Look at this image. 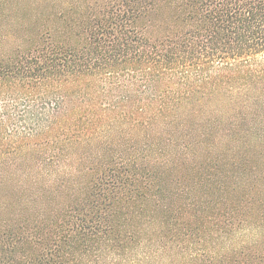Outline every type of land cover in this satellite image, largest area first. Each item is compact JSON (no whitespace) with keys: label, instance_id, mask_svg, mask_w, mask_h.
<instances>
[{"label":"trees","instance_id":"1","mask_svg":"<svg viewBox=\"0 0 264 264\" xmlns=\"http://www.w3.org/2000/svg\"><path fill=\"white\" fill-rule=\"evenodd\" d=\"M60 3L0 0V264H264V0Z\"/></svg>","mask_w":264,"mask_h":264},{"label":"rangeland","instance_id":"2","mask_svg":"<svg viewBox=\"0 0 264 264\" xmlns=\"http://www.w3.org/2000/svg\"><path fill=\"white\" fill-rule=\"evenodd\" d=\"M2 1L7 6H10V7L12 6V8H14V10L17 9L19 11V12H17V14H18L17 16L21 21H27L30 17L32 18V20H34L35 17L39 16L40 12H42L41 14L48 13L47 17L52 18L54 10L58 11V8L52 7V9H51V5L54 6V5L61 2L60 3L61 6L66 7V5H69V3H71V2H75V1L80 2L81 0H2ZM13 12H16V11H13ZM49 13H51V14L49 15ZM254 159H256V157H254L253 160ZM254 163L259 165L261 162H260V160H258L257 162L253 161L252 165ZM173 167H175V166H172V168ZM184 169H186V168H184ZM258 169H260V167ZM183 172L186 173V176L193 179V170H183ZM232 175L236 176L237 174L233 173ZM259 175H261L262 181H264V169H260ZM173 179H174V177L171 174H169L165 180L167 191L170 194H167L166 192H164L162 197H160L161 202L159 204L155 205L152 201H149L147 204L144 205V208H145L144 210H142V211L137 210L138 212L134 215V217L130 221V225H132V227L139 229V228H141V225L145 226V225H147L148 222H152V223L156 224L158 227H164L165 228L167 226L165 221H167V219L169 220V218L172 215H170V211H169V215H167L165 213L166 208H170V210H171L174 208L181 207L180 201H178L172 195V191L174 188L173 183H172ZM239 180H240L239 178H237V179L232 178L231 183L229 182V184L234 185L237 182V184H239V186H240L241 182ZM263 188H264V186H263ZM191 194H193V189L191 190ZM230 194H232V193L227 192V193H225V196L230 195ZM250 195H251V197L254 198L257 196L261 197L263 194L262 193H260V194L259 193L258 194L250 193ZM176 210L177 209L173 210L172 214L177 215ZM162 220L164 221V225H158L157 222H161Z\"/></svg>","mask_w":264,"mask_h":264}]
</instances>
